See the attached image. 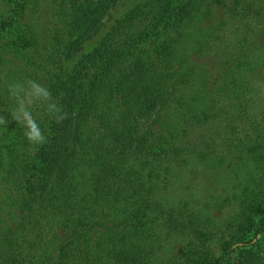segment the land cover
<instances>
[{
  "label": "trees",
  "instance_id": "16d2710c",
  "mask_svg": "<svg viewBox=\"0 0 264 264\" xmlns=\"http://www.w3.org/2000/svg\"><path fill=\"white\" fill-rule=\"evenodd\" d=\"M45 1L0 0V161L26 121L43 134L3 263L264 264V0H145L67 78L110 5Z\"/></svg>",
  "mask_w": 264,
  "mask_h": 264
},
{
  "label": "rangeland",
  "instance_id": "374dc122",
  "mask_svg": "<svg viewBox=\"0 0 264 264\" xmlns=\"http://www.w3.org/2000/svg\"><path fill=\"white\" fill-rule=\"evenodd\" d=\"M110 9L108 14L103 20L101 26L92 33L86 40L82 42L81 49L76 53L73 57H64L60 63V65L54 70L55 73L60 75L61 77L67 78L71 75L72 70L75 64L78 61V58L89 52L99 41L101 36L105 34V32L111 27V25L115 22L116 19L129 16L131 17L133 10L136 6L143 3L145 0H107ZM48 0L45 1L47 3ZM48 16V15H47ZM216 17V14L213 15ZM66 21L55 19L52 16H49V19L45 17L44 22L41 26V31L44 29H52L60 31L68 36L71 40L73 36H69L66 28ZM54 67V66H53ZM260 98H264V89L260 92ZM28 123V130L31 131L30 124H35L34 118L26 121ZM40 130V129H39ZM24 137L15 136L13 133H7L3 140V150L0 161V207H4L9 204L13 197L18 195L20 191L25 188L26 180L25 176L33 172V166L35 165L34 159V151L37 145L41 141H31L25 135ZM40 133V132H39ZM41 135V133H40ZM43 136V134H42ZM32 169V170H31ZM192 173L186 175L185 180L181 178L182 183H187L190 185V188L195 189L196 185H200L203 187L208 186L210 184L209 177H207L211 171L202 167L203 171H206L208 175H204L200 173V168L192 167ZM177 183V182H176ZM195 183V185H194ZM192 185V186H191ZM197 191V190H196ZM233 210V205L229 204L226 208H224L220 213L226 214L230 213ZM180 239V237H179ZM261 253L264 252L262 249ZM0 264H5L0 258Z\"/></svg>",
  "mask_w": 264,
  "mask_h": 264
},
{
  "label": "clouds",
  "instance_id": "9594fccd",
  "mask_svg": "<svg viewBox=\"0 0 264 264\" xmlns=\"http://www.w3.org/2000/svg\"><path fill=\"white\" fill-rule=\"evenodd\" d=\"M31 131H28L25 133V135L29 138L31 141H43V137L40 135L39 131L37 130L36 126L34 124H30Z\"/></svg>",
  "mask_w": 264,
  "mask_h": 264
}]
</instances>
